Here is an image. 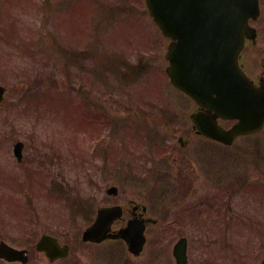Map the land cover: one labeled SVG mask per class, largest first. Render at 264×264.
I'll return each mask as SVG.
<instances>
[{
	"label": "rangeland",
	"instance_id": "obj_1",
	"mask_svg": "<svg viewBox=\"0 0 264 264\" xmlns=\"http://www.w3.org/2000/svg\"><path fill=\"white\" fill-rule=\"evenodd\" d=\"M32 1L27 6V0H0L1 83L10 88L22 87L32 96L37 90L41 92L38 101L31 103L32 112L28 109L31 104L27 99L19 103L18 96L12 91L4 106H0V241L19 249L28 247L31 250L29 264H48L43 255L32 254L38 238L48 233L60 236L64 241L70 240L79 247V230L94 219L97 205L108 202L103 198L108 196L106 189L118 187L117 200L121 201L149 186L152 175L146 174V170L141 174L144 164H148L146 154L155 146L172 141L170 129L174 127L187 132L184 134L187 138L191 131L187 115L193 107L171 87L165 72L169 40L162 36L144 0ZM261 1L263 14L252 24L258 28L259 42L246 49L243 61L252 77L264 72V0ZM3 38L10 44L2 41ZM34 38L38 40V46L34 45ZM51 40L53 46L49 47V52L47 44ZM19 48L35 49V53L27 55L18 51ZM79 51L84 52L83 70L79 69L76 58L70 59ZM116 71L119 73L115 75ZM76 95L84 96L89 106L79 108ZM70 96L74 104L68 102ZM173 110L183 115L180 121L169 120ZM90 114L95 115L91 129L86 121ZM126 117L129 122L124 119ZM115 119L124 120L115 124ZM132 119L140 129L144 128L141 133L150 140L151 147L141 146L134 131L136 125L134 130L130 125ZM82 121H86V128L81 127L84 124L79 122ZM133 135L134 141L129 143V137ZM101 136L105 137L98 144L100 150L93 152L88 144ZM177 137L175 134L174 138ZM18 140L25 144L21 166L13 155V146ZM197 144L206 145L200 139ZM60 145L63 146L61 149ZM219 148L220 151L224 149ZM233 150L236 151L229 152L227 180L239 177L237 170L244 165L245 156L250 181L261 179L264 184V133L259 139H241ZM106 151L110 156L108 163ZM147 169L150 166L147 165ZM30 173L35 177L32 186L27 180ZM47 177L64 183L61 193L43 195ZM22 189H25L24 194L29 190V194L21 196ZM262 192L257 194L263 195ZM242 198L239 205L241 210L246 209L243 215L248 214L262 224L256 226L255 231L250 230L246 227L252 224L251 217L244 216V230L229 232L228 236L235 241L231 239L227 248L233 259L231 264L235 261L233 256L238 255L241 257H236V262L245 258L246 264L251 263L253 252L262 249L261 240L264 242V237L261 239L258 235L264 231V214L261 212L264 211V196ZM179 235L181 233L174 231L152 234L154 241L161 240L165 245L151 243L149 248L158 249L154 255L132 257L118 244L111 256L101 258L107 264H174L171 249ZM205 243L201 247L203 251H211V241ZM219 244L221 246V241ZM252 248L255 249L249 254ZM233 250L243 252L234 255ZM221 252L220 257L223 256ZM82 256L88 264L97 260L94 255ZM192 258V264H195L204 257L194 253ZM81 262L85 264L84 260Z\"/></svg>",
	"mask_w": 264,
	"mask_h": 264
},
{
	"label": "water",
	"instance_id": "obj_2",
	"mask_svg": "<svg viewBox=\"0 0 264 264\" xmlns=\"http://www.w3.org/2000/svg\"><path fill=\"white\" fill-rule=\"evenodd\" d=\"M150 14L171 42L166 72L173 86L188 94L200 107L191 116L198 133L231 145L241 136L264 127V79L260 86L248 78L239 65L245 40H255L257 32L249 25L259 17L258 0H146ZM2 90L0 89V99ZM237 120L229 129L219 120ZM20 145H16V153ZM112 188L109 192L116 193ZM118 208H102L96 221L84 233V240L101 242L110 237V226ZM140 223L130 222L114 237L123 238L138 255L145 243ZM37 249L51 258L66 257L56 239L44 235ZM52 251V252H51ZM53 252H57L53 257ZM19 251L0 243V259H22ZM177 264H188L186 242L174 248ZM24 261V260H23Z\"/></svg>",
	"mask_w": 264,
	"mask_h": 264
},
{
	"label": "flooded vegetation",
	"instance_id": "obj_3",
	"mask_svg": "<svg viewBox=\"0 0 264 264\" xmlns=\"http://www.w3.org/2000/svg\"><path fill=\"white\" fill-rule=\"evenodd\" d=\"M164 124L167 125L166 122ZM170 130L172 141L167 140V144L155 146L146 154L145 158H149L147 165L150 166V169H147V165L144 164L141 174L143 175V171L146 170V174L152 175L149 186L137 194L126 196L121 201L117 200L118 196H104L103 198L108 202H101L96 206V209L117 205L122 207V215L120 220L114 224V229L125 226L132 219L144 222L147 243L142 258L157 252V248H149L151 243L153 245L163 244L161 240L159 242L154 241L153 238L151 240L152 234L174 231L181 233L177 240L183 236L187 237L189 264H192L194 253H200L204 257L201 261L196 260L195 264H231V258L226 255L228 254L229 232L240 231L244 228L243 219L246 214L243 215V213L246 209L241 210L239 203L243 199L242 196L255 194L248 189L251 183L248 182L250 178L247 177V174H250L247 173L245 166H241L237 170L239 177L227 180L226 177L230 171L228 157L231 147L223 144L199 145L197 144L198 137L194 136V134L197 135V131L193 128L189 131L187 138H184V134L186 135L187 132H183L180 128ZM175 134H178V137L174 140ZM213 147L215 149H209ZM219 147L224 149L220 151ZM225 148L228 150L227 154ZM172 164L175 166L173 167ZM255 196L259 195L255 194ZM261 224L260 220L255 222V226L259 227ZM84 230L85 228L80 231L78 237L82 238ZM186 232L188 233L186 234ZM206 240L211 241L212 250L208 249L204 252L201 247L206 245ZM176 241L172 245V249ZM219 241H221V246ZM64 243L69 244L71 249L67 258L51 261L44 253L36 250L32 254L43 255L48 264H81V260L88 264L82 254L85 256L94 255L97 260L91 264H107L101 257L106 259L111 256L118 244L124 247V243L119 240L96 243L85 242L81 239L78 241L79 247L70 240ZM162 246L165 247V245ZM166 248L169 252V248ZM220 251H222V257L219 256ZM258 253L256 258H250L252 262L249 264H261L264 261V249L258 250ZM28 254L31 256L30 250ZM244 259L240 258L238 264H246Z\"/></svg>",
	"mask_w": 264,
	"mask_h": 264
},
{
	"label": "trees",
	"instance_id": "obj_4",
	"mask_svg": "<svg viewBox=\"0 0 264 264\" xmlns=\"http://www.w3.org/2000/svg\"><path fill=\"white\" fill-rule=\"evenodd\" d=\"M115 73H119V71H116Z\"/></svg>",
	"mask_w": 264,
	"mask_h": 264
}]
</instances>
